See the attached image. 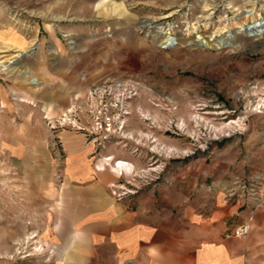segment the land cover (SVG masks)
<instances>
[{"label":"rangeland","instance_id":"rangeland-1","mask_svg":"<svg viewBox=\"0 0 264 264\" xmlns=\"http://www.w3.org/2000/svg\"><path fill=\"white\" fill-rule=\"evenodd\" d=\"M260 17L264 0H0V62L20 58L10 63L15 74L0 70V82L23 87L27 59L22 54L42 48L44 59L71 60L83 80L93 79L88 89L107 83L112 97L124 93L127 137L108 144L140 155L147 142L156 155L145 158L143 169L127 162L118 183L125 195L118 200L162 181L170 163L199 157L210 162L229 153L239 157L234 173H243L236 174L230 196H236L237 185L244 199L264 206V26L258 38L245 29ZM165 35L176 38L171 47L164 48ZM228 35L233 37L221 48L201 41ZM117 81L123 90L116 89ZM7 97L14 104L25 102L17 93L5 95L0 126L22 125L23 117L6 109ZM13 135L22 133L0 132V205L22 204L25 189L32 234L49 233L59 165L38 172L50 178L45 196L43 182L24 180L23 166L6 153L7 137ZM162 140L172 141L180 153L157 150ZM26 246L37 254L53 250L47 239Z\"/></svg>","mask_w":264,"mask_h":264},{"label":"crops","instance_id":"crops-1","mask_svg":"<svg viewBox=\"0 0 264 264\" xmlns=\"http://www.w3.org/2000/svg\"><path fill=\"white\" fill-rule=\"evenodd\" d=\"M44 53L40 48L37 54H22L27 59L23 87L0 82V110L12 92L25 101L14 104L7 97L6 109L24 121L0 126V132L22 133L8 136L4 149L12 162L23 166L24 180L43 182L45 196L50 178L38 172L59 165L56 216L49 233L34 235L25 189L22 204L0 205V264H264V206L244 199L237 185L236 196L229 194L236 174L243 175L232 166L239 157L223 153L210 162L199 157L170 163L162 181L118 200L112 186L121 180V168L114 164L129 162L143 169L154 152L148 151L147 142L138 155L116 144L98 151L83 134L70 130L52 135L42 111L55 115L66 109L93 79L83 80L71 60L52 62ZM160 146L165 153H180L172 141L157 142L156 149ZM246 223L248 235L234 236ZM45 239L53 246L49 255L26 246Z\"/></svg>","mask_w":264,"mask_h":264},{"label":"built area","instance_id":"built-area-1","mask_svg":"<svg viewBox=\"0 0 264 264\" xmlns=\"http://www.w3.org/2000/svg\"><path fill=\"white\" fill-rule=\"evenodd\" d=\"M124 83L117 81V90H123ZM113 88L107 83L99 86H92L85 93H77L73 96L69 107L55 115L43 110V120L52 135H57L60 131L70 129L76 133L83 134L91 144L101 146L103 149L113 139H126V117L127 112L122 108L124 93L116 94L112 97ZM115 99V103L114 100ZM110 162L111 157L104 159ZM122 163V164H121ZM127 162L117 161L116 167L121 168L120 175L125 172L124 167ZM123 186L114 184L112 193L121 198ZM250 232V224L246 223L234 232V236L242 238Z\"/></svg>","mask_w":264,"mask_h":264},{"label":"bare ground","instance_id":"bare-ground-1","mask_svg":"<svg viewBox=\"0 0 264 264\" xmlns=\"http://www.w3.org/2000/svg\"><path fill=\"white\" fill-rule=\"evenodd\" d=\"M262 26H264V17L263 18L260 17L257 21L252 22L245 29L249 35L258 38L262 33ZM232 37H233L232 35H228V36L221 38V39H216L214 37H211L207 40H204V38H202L201 41L204 45L215 46V47L221 48V47H224L225 45H227L225 42L226 41L225 39H230ZM175 40H176V38H174L170 35H165L162 44L166 45L164 48L171 47L174 44ZM12 61H10V63ZM10 63L0 62V70H4L6 72H9L10 74H15L18 69H16V67L10 65ZM25 72L26 71H23L21 73L23 74Z\"/></svg>","mask_w":264,"mask_h":264},{"label":"water","instance_id":"water-1","mask_svg":"<svg viewBox=\"0 0 264 264\" xmlns=\"http://www.w3.org/2000/svg\"><path fill=\"white\" fill-rule=\"evenodd\" d=\"M13 63V62H12Z\"/></svg>","mask_w":264,"mask_h":264}]
</instances>
